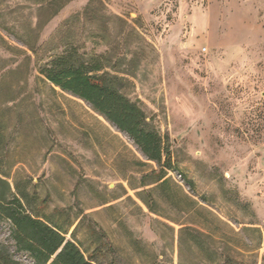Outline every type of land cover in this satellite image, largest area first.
Segmentation results:
<instances>
[{
  "label": "rangeland",
  "instance_id": "obj_1",
  "mask_svg": "<svg viewBox=\"0 0 264 264\" xmlns=\"http://www.w3.org/2000/svg\"><path fill=\"white\" fill-rule=\"evenodd\" d=\"M65 28L80 52L128 45L125 91L172 153L164 186L128 134L39 73ZM0 154L27 208L98 264H264V0H0ZM0 240L34 264L2 218Z\"/></svg>",
  "mask_w": 264,
  "mask_h": 264
},
{
  "label": "trees",
  "instance_id": "obj_2",
  "mask_svg": "<svg viewBox=\"0 0 264 264\" xmlns=\"http://www.w3.org/2000/svg\"><path fill=\"white\" fill-rule=\"evenodd\" d=\"M95 12L91 3L84 9L87 17ZM104 27L109 36L114 34L115 30L109 25ZM59 32L62 34L60 38L57 36L59 40L51 39L50 53L38 67L39 73L52 85L89 103L120 131L128 134L146 159L160 167L159 171H152L143 179L156 175L155 183L167 184L166 170L172 167V153L166 137L152 123L140 101L132 100L125 91L131 84L129 76L133 75L131 69L123 67L128 45L122 46L114 35L106 52L89 54L80 52L69 29ZM31 50L37 57V48L31 47ZM1 164L0 154V168ZM14 188L16 192L7 175L0 171V218L11 223V238L18 251L27 253L34 264H98L100 253L97 249L86 256L74 240L67 239V232L27 208L29 193L26 190L18 183ZM0 264H22L1 240Z\"/></svg>",
  "mask_w": 264,
  "mask_h": 264
}]
</instances>
